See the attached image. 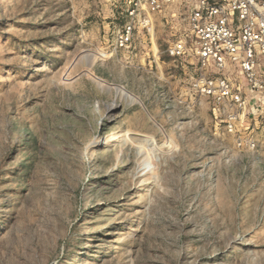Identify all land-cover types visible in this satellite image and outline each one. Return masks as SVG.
<instances>
[{
    "label": "rangeland",
    "instance_id": "rangeland-1",
    "mask_svg": "<svg viewBox=\"0 0 264 264\" xmlns=\"http://www.w3.org/2000/svg\"><path fill=\"white\" fill-rule=\"evenodd\" d=\"M126 9L0 0V264H264V114L190 92L182 10L116 50Z\"/></svg>",
    "mask_w": 264,
    "mask_h": 264
},
{
    "label": "built area",
    "instance_id": "built-area-1",
    "mask_svg": "<svg viewBox=\"0 0 264 264\" xmlns=\"http://www.w3.org/2000/svg\"><path fill=\"white\" fill-rule=\"evenodd\" d=\"M126 5L116 50L131 47L139 30L149 29L151 14L182 10L185 30L165 51L172 58L195 57L190 92L209 100L230 133L237 122L264 114V0H126ZM245 143L255 147L252 140Z\"/></svg>",
    "mask_w": 264,
    "mask_h": 264
}]
</instances>
